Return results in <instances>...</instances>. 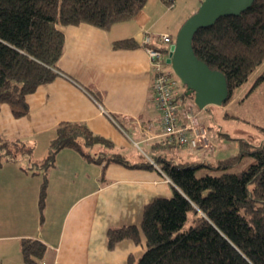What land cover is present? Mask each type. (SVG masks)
Returning a JSON list of instances; mask_svg holds the SVG:
<instances>
[{
	"label": "trees",
	"instance_id": "16d2710c",
	"mask_svg": "<svg viewBox=\"0 0 264 264\" xmlns=\"http://www.w3.org/2000/svg\"><path fill=\"white\" fill-rule=\"evenodd\" d=\"M146 1L0 0V103H6L11 114L20 117L27 112L26 95L59 74L57 61L64 36L58 25L88 23L107 29L133 18ZM161 1L168 6L173 0ZM138 46L131 37L112 41L116 49ZM192 47L200 60L224 74L228 97L223 103L247 81L251 82L249 89L254 88L264 80V0H254L240 14L220 16L213 24L199 28ZM182 86L181 99L196 106L192 93L187 94ZM207 136L205 147L171 139L176 145L204 154L213 148L208 131ZM232 139L239 141V152L219 159L217 167L231 165L243 153L252 155L254 160L240 172L196 175L199 166L210 165L176 161L163 154L152 156L169 179L172 193L147 202L139 226L110 227L106 233L108 247L124 238L140 243L143 237L142 253L137 258L129 255L127 264H264V141L252 145L242 138ZM111 146V140L94 134L85 124L63 121L55 127L47 153L40 159L33 158L32 144L25 139L0 137V166L24 155L27 168L43 175L38 199L42 208L46 171L61 148H74L88 160L104 161L102 169L110 161L152 167L148 160L131 163L109 152ZM95 147L100 149L90 152ZM45 249L37 239L20 240V254L26 264H41Z\"/></svg>",
	"mask_w": 264,
	"mask_h": 264
},
{
	"label": "crops",
	"instance_id": "0c3cea01",
	"mask_svg": "<svg viewBox=\"0 0 264 264\" xmlns=\"http://www.w3.org/2000/svg\"><path fill=\"white\" fill-rule=\"evenodd\" d=\"M173 11L161 0H147L133 18L107 29L88 23L58 25L64 36L59 74L26 95L27 112L20 117L0 103V137L25 139L32 144L33 158L40 159L58 123L80 122L111 140L109 152H123L131 142H142L164 147L170 154L176 150L184 161H192L188 155L198 151L161 136L151 99V67L142 45L145 34L174 37L182 22L175 25L168 20ZM125 37L139 46L112 47L113 40ZM213 144L218 153L226 149L220 142ZM152 156L131 162L145 159L151 168L110 161L102 169L104 161L61 148L46 171L42 208L38 199L43 175L27 168V160L4 163L0 166V264H26L20 254L22 238L45 245L41 264H127L129 255L137 258L144 249L143 237L140 243L124 238L108 247L106 233L110 227L139 226L144 205L172 193Z\"/></svg>",
	"mask_w": 264,
	"mask_h": 264
},
{
	"label": "rangeland",
	"instance_id": "374dc122",
	"mask_svg": "<svg viewBox=\"0 0 264 264\" xmlns=\"http://www.w3.org/2000/svg\"><path fill=\"white\" fill-rule=\"evenodd\" d=\"M199 4L198 0H173L172 4L168 5V8L174 9L172 13H168V20L174 21L175 25L176 23L180 24L198 8ZM171 31L173 32L174 30ZM175 34L176 32H173L174 37ZM250 85V81L243 84V86L235 92L234 97L227 103H222L220 105L208 104V107L206 106L207 109L205 107L198 108L197 106H193L194 116L196 115L198 121L207 127L209 137L213 142H220L226 146V149L221 153H218V151H216L217 149L213 148L212 150H207V153L205 152L204 154L201 152H193L191 155H188V160L202 161L211 166H199L195 171L196 175H203L204 173L218 175L223 171L240 172L254 160L252 155L243 153L231 165L225 168L217 167L219 159L234 154L236 155L239 152V141L232 138H242L252 145H258L264 141V131L261 129L264 128V80L260 81L252 89H249ZM179 86L183 88L182 84ZM221 133H226L230 137ZM150 149H152L153 152H149ZM175 151L176 150H171L170 154L161 146L151 147L142 142H137L135 144L131 142L130 146L125 148L123 152L120 151L116 153L129 162H133L141 156L145 157L152 154L174 156L176 161H184L182 158L183 155L181 157V153H177L176 151V153L173 154ZM90 152L93 153L91 150ZM25 160H27L26 157L21 155L15 162L26 164ZM187 224L188 223L185 225Z\"/></svg>",
	"mask_w": 264,
	"mask_h": 264
},
{
	"label": "water",
	"instance_id": "95a60500",
	"mask_svg": "<svg viewBox=\"0 0 264 264\" xmlns=\"http://www.w3.org/2000/svg\"><path fill=\"white\" fill-rule=\"evenodd\" d=\"M253 1L201 0L198 8L178 28L166 63L185 85L186 93H192L193 102L198 108L222 104L228 97V90L224 74L211 69L195 55L192 47L194 33L199 28L213 24L220 16L240 14Z\"/></svg>",
	"mask_w": 264,
	"mask_h": 264
},
{
	"label": "built area",
	"instance_id": "2783aa9c",
	"mask_svg": "<svg viewBox=\"0 0 264 264\" xmlns=\"http://www.w3.org/2000/svg\"><path fill=\"white\" fill-rule=\"evenodd\" d=\"M172 43L168 33L145 34L142 41L151 67V99L159 114L161 136L205 147L209 142L206 127L194 116L192 104L181 99L178 78L166 63Z\"/></svg>",
	"mask_w": 264,
	"mask_h": 264
}]
</instances>
